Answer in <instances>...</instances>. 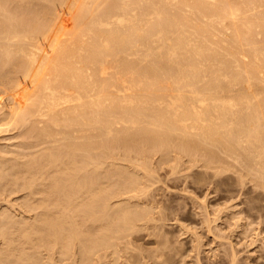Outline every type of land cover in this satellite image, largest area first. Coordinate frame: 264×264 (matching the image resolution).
<instances>
[{
	"label": "bare ground",
	"instance_id": "bare-ground-1",
	"mask_svg": "<svg viewBox=\"0 0 264 264\" xmlns=\"http://www.w3.org/2000/svg\"><path fill=\"white\" fill-rule=\"evenodd\" d=\"M89 1L0 0V131L21 128L25 148L0 146V191L26 190L21 211H35L0 212L1 263H38L43 249L59 264L137 257L134 232L157 224L137 170L171 147L205 166L233 156L264 190V0ZM59 4L73 24L54 23Z\"/></svg>",
	"mask_w": 264,
	"mask_h": 264
},
{
	"label": "rangeland",
	"instance_id": "rangeland-1",
	"mask_svg": "<svg viewBox=\"0 0 264 264\" xmlns=\"http://www.w3.org/2000/svg\"><path fill=\"white\" fill-rule=\"evenodd\" d=\"M90 1H89V3H92L93 0H90ZM235 1L234 0L231 1V5H233V6L237 5V4H235L236 3ZM96 2L98 4V3L101 2V0H99V1L98 0H94L93 3H92L93 7L97 6V5H95ZM263 4H261L262 7H258V8L254 7L256 9V10L254 9V11H258L260 9H263L264 8ZM241 6H243V5L241 4ZM257 6H260V5H257ZM59 7H61V9H63V10L65 9V11L63 12ZM65 7H67V6L66 5H62L61 6L60 4H59V6H57V9H59L61 11L59 12L57 10L59 13L58 14L54 13V14L58 16L61 13V15L58 16L59 20H58L57 16L55 17V15H54V18H55L54 19V23L57 24V23H60V21L61 22L62 21H67L68 23L73 24V21H74L73 20V13L71 11H69L71 13H68L67 10H69V8L68 7L65 8ZM89 7L91 8L90 5H89ZM229 7H231V6L228 5V10L230 9ZM233 8H235V7H233ZM233 8H231L230 10H232ZM185 9H187V8H185ZM244 9H243V12H244ZM250 10H253V8L250 9ZM185 11H187V10H184V12ZM262 11L264 12V10H261V12ZM188 12H185V13H188ZM243 12L241 10L240 14H242ZM248 12H249V10L247 12H245V13H248ZM252 12L253 11H250V14ZM189 14H191V12ZM240 14H238V16ZM252 14H254V12ZM210 15L207 16L208 18H205L206 21H209L208 19H211V18H209ZM248 15H249V13H248ZM238 16H236V17L238 18V21H239L240 17H238ZM189 17L193 18L194 15L193 16H189ZM204 17H206V16H203L202 20L205 21ZM211 17H213V16L211 15ZM214 18L215 17H213L212 18L213 20H211L213 23H214V20H215ZM193 19H196L198 21L201 20V18H198V17L193 18ZM230 20H231V18H230ZM230 20L228 22L227 19H226L227 22H223V23H227V24L229 23L228 24V26H229V25H231V23H230L231 21ZM204 21L202 22L203 24L205 23ZM216 21H217V19H216ZM220 21H221V19H220ZM222 21H224V19H222ZM217 22H219V21H217ZM217 22L214 23V24H212V23H208V24H209L210 27L215 25L217 30H218V27L220 25L218 26ZM232 26H231V30L229 29L230 31L228 30L229 27L226 26L227 29L226 30L224 29L225 32L223 31V33H225L224 35H227V36L229 34L232 35V32H233V30H232L233 27ZM226 27H224V28H226ZM221 30H223V29L221 28ZM257 31L259 32V30H256V36H257L256 39L257 40L259 39L258 41L262 42L263 38L261 39V37H263V36H262V34H260L258 36L257 35V33H258ZM226 32H229V33H226ZM65 34L66 33L61 35V33H60L59 35H61V37L63 36V38H67L68 35L66 34V36H65ZM218 34H221V33L218 32ZM3 86L5 87V85H1L0 84V98H2L1 95H3V97L5 96L4 99L2 98L3 99L2 101L5 100L6 102H4V103L8 104L7 100L10 101V99L8 98L6 93H8L7 91L9 89H8L7 86L5 87L6 89H4ZM2 89H3V91H2ZM4 127L5 126H3V128ZM11 127L13 129H15V127H13V126H11ZM9 129H11V128L7 127L5 129L6 132L5 131L2 132L4 129L0 131V133L1 132L4 133V134H0L1 137H2V135H4L1 138V140H0L1 141L0 144H2L0 146H4L3 143L4 144H8V145H5V149H2L1 152H3V151H15L16 152L17 146H14L16 144L19 145L22 149L25 150V148L22 147L23 142L20 141L23 138V137H21V139H20V136H21V133H22L20 131L21 128H20V130H18V127H16V129L15 130L12 129V131H10ZM7 130H9V131H7ZM18 131H20V134L18 133ZM15 133L18 134V135H15V137H14ZM7 135H13V136L8 137ZM11 137H13V138H11ZM12 142H13V144H12ZM10 144L12 146H14V147H10L11 146ZM20 147H18V148H20ZM0 148H2V147H0ZM22 149L21 150L19 149V151H23ZM179 150L180 149L177 146L171 147L169 159H168V157H166V159H165V156H163V153H161V152H157L155 154L153 153V155H149L147 157L148 162H146V166L149 167V168L144 166L143 168L146 169V170H144L142 168V165L138 167L137 171L139 173L141 172L142 174L144 173L143 175H145V177H144L143 180H146L145 182H146V184H148V189H149V190L147 189V196L144 197L143 202H144V204H145V202H147V205L150 206L149 209L153 208V210H152L153 216H155V213H156V217H155L156 220L153 221L154 220L153 219L152 223L153 222L157 223L156 224L157 227L154 226V228L156 227L157 229L156 228L155 229L151 228L152 229L151 230L150 228L149 229L147 228V230L143 229V230H140L138 233L136 231V234L134 232L133 235H135L136 237L133 236L135 238L133 240L132 251L134 253H136L134 255L135 256L137 255V257H133L132 260H134V258H135V260H137V261H135V263H134V261H132L130 259L126 260V257L124 256L125 258L121 259L122 264H124V263L128 264L129 260L131 262H133L134 264H253V263L254 264H264V200H263L264 198H262L263 195H264V193H263L264 190L261 187H259V186L257 187V184L255 183L256 181H254L251 176H246L245 173H246V171H248L246 169L247 167L244 165V163H243V166H242V164L240 166L239 164L242 163V162H240V161L239 162H235L236 160H235V158H233V156H232V158L234 160L231 158V156H227L226 157L225 154L223 156L224 160L226 159L225 161H223V162L222 161L221 162L217 161V163H216V160H215V161H213L211 166H207V165L205 166L204 162L202 163V161H199L200 164L196 163L194 161H191L190 155L188 156L186 153H183L182 151L180 152ZM171 152H173V153H171ZM184 154H186V155H184ZM221 154L223 155V153H221ZM187 156H188V159H187ZM181 158H182V160H181ZM173 161H176V162H173ZM117 162L122 163V164L126 163L123 160H117ZM191 163L193 165H190ZM167 164L168 165L170 164V165L168 166ZM180 164H181L182 167L180 166ZM215 165H216V167H215ZM175 166H178V167H175ZM199 166H200V168H197ZM225 166H226V168H225ZM234 166H235V168H233ZM239 166L242 167L243 169L240 168ZM140 167H141V169H140ZM236 167H238V168H236ZM133 168H134V166H133ZM209 168H210V170H209ZM224 168L227 169V172H226V170ZM228 168H229L230 172H229ZM135 169H137V168H135ZM139 169H140V171H139ZM173 169H174V171L175 170L176 171L174 172ZM211 169H213V170H211ZM198 170H199V172H198ZM147 171H148V173H147ZM217 171H219V172H217ZM176 172H177V174H175ZM216 172L218 174H216ZM146 175H149L148 176L149 179H147L148 177ZM213 175H215V176H213ZM207 176H209V177L211 176V177L209 178ZM196 177H197L198 180L196 179ZM226 177H228V179ZM229 177L232 178V179H230ZM247 177H248V179H247ZM249 177H251V178H249ZM246 180H247V182H246ZM147 181H149V182H147ZM202 181H203V183H201ZM204 181H207V182H204ZM225 181H227V182H225ZM238 181H239V183H238ZM209 182L210 183L212 182V183L210 184ZM235 182H236V184H235ZM225 183H227V184H225ZM223 187H224V189H223ZM233 187H234V189H233ZM217 189H219V190H217ZM10 191H11L10 189L6 190V191L4 189V190L0 191V200L2 199L0 201V212H4V210L6 211L7 208H9L10 211H12L13 213L18 214V216L19 215L21 216L22 213L21 214H19V213L23 212L24 210H25V212H23V213H25L26 216H31V215H33L35 213V211H30V212L27 211V212H29L28 214H31V215H28L27 212H26V206H25V209L21 211V209L24 208V206H21V205L23 203H24L23 205H25V202H24V200H25L24 197L25 196H23V194L26 195V193H27L26 190H22V191H19L17 193H15L16 191H11L14 194L11 193ZM261 193H263V195H261ZM250 194H251V196H250ZM156 195H158V196H156ZM237 195H238V197H237ZM152 197H154V198H152ZM164 197L165 198L167 197V198L165 199ZM145 198H146V200H145ZM249 198H251V199H249ZM246 199H248V200H246ZM17 202L19 203L18 205L21 204L20 205L21 208H18V210L16 209L17 208L16 206H18V205H15ZM13 203H15L14 206H13ZM155 203H156V205H155ZM204 205L206 207H204ZM224 205H226V206H224ZM155 206H156V208H155ZM161 206H162V209L160 208ZM249 206H251V207H249ZM164 207H165L166 211L163 210ZM14 208L17 210L16 212L14 211L15 210ZM159 209H160V211H159ZM169 210H171V211H169ZM205 212H207V213H205ZM239 215H240V217H239ZM159 216H161V217L159 218ZM237 218H239V220ZM259 218H260V220H259ZM206 223L207 224L211 223V224L207 225ZM230 227H231V229H230ZM220 229H221V231H220ZM150 231H152V232H150ZM1 233H0V235H1L0 236V252L3 251V249L1 247L5 246L4 244L6 242L5 238L3 239V237H2L3 234H1ZM166 234H167V236H165ZM224 236H226V237H224ZM217 239H219V240H217ZM197 240H199V241H197ZM245 240H246V242H245ZM165 242H167L166 245H165ZM164 245H165L166 248H163ZM168 245H170V246H168ZM180 245H182V246H180ZM222 246H223V248H222ZM231 246H232V248H231ZM176 247H178V248H176ZM199 247H201V248H199ZM136 248H138V249H136ZM165 249H167V250H165ZM31 250H33V249H31ZM43 250H42L43 253H39V255H41L38 258L40 263L39 262L38 263H34V262L28 263L27 262V263L28 264H42V263L43 264H53V263L54 264H59V261H57V260H59L58 259L59 258L58 257L59 256L58 253H55L52 256L54 258H52L50 256L51 253H50V251L48 249H43ZM152 250L154 252L158 251V252H156L158 254L157 258L150 256L149 253H150V251L153 252ZM46 251H49L50 254H48ZM233 252H234V256H232ZM42 254H45V255H43V257H42ZM77 255L78 256H76V257L80 258L79 252L77 253ZM163 255H165V257ZM49 256L51 258H48ZM179 257H180V259H179ZM232 257H234V258L231 260ZM110 258L112 259V257H108V258L104 259V261L105 260H107V261L106 262L103 261L102 263H104V264H107V263L108 264H112L113 260L110 262V260H111ZM161 258L163 260H161ZM165 258H168V259H165ZM40 259L41 260L43 259V260L40 261ZM49 259H51L52 261H50ZM55 261H56V263H55ZM166 261H167V263H166ZM78 262H79L78 264H82L80 262V259H79ZM2 263L5 264L4 261H2ZM2 263L0 261V264H2ZM62 264H65V262H62ZM129 264H131V263H129Z\"/></svg>",
	"mask_w": 264,
	"mask_h": 264
}]
</instances>
